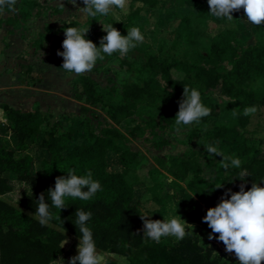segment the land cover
I'll return each instance as SVG.
<instances>
[{
    "label": "trees",
    "instance_id": "1",
    "mask_svg": "<svg viewBox=\"0 0 264 264\" xmlns=\"http://www.w3.org/2000/svg\"><path fill=\"white\" fill-rule=\"evenodd\" d=\"M159 1L128 0L130 9L124 14V26L141 19L139 11L131 8L133 4L154 9ZM184 1L194 9V13L192 19H185L187 34L180 55L146 53L141 68L146 77L137 83L124 85L119 100L116 101L111 94L97 91L91 78H78L80 91L75 99L81 103L80 114L83 117L79 144L73 143L77 134L73 125L58 134L56 125L50 123L47 114L39 110L24 112L6 103L0 105L14 135L12 150L0 143V264H50L58 257V264H68L71 257L62 243L73 238L78 244L81 234L74 224L76 209L91 211L88 226L98 252L108 255L107 264H122L117 262L118 258H122L125 264H238L235 255H228L223 243L216 239H208L205 245H201L194 234L174 242L162 238L159 244L143 238L140 205L152 202L161 206L162 199L156 190L157 183L137 199L133 189L136 183L129 182L127 178L137 166V154L124 146L125 135L117 127L135 116L148 117L146 128L155 127L156 117L161 126L173 127L178 102L182 99L183 87L187 85L200 91L202 101L211 108V113L188 134L190 140H197L199 150L185 157H169L165 172L173 180V189H184L193 198L190 212L205 227L207 238L211 229L202 222L207 211L202 203L215 207L225 191L237 192L241 184H244L245 191L253 182L264 187V158L260 157V149L256 150L249 142L247 127L252 115L243 114L249 106H256L257 110L264 108V26L250 25L255 36L252 46L233 29H224L210 36L208 44L202 46L200 39L206 34L203 28L212 18L208 13L207 0ZM35 6L32 0H17L15 12L8 13L6 24L27 20ZM114 9L119 13L123 11ZM232 15L236 18L237 12ZM240 17H245L244 12ZM85 38L99 47L101 38L95 34ZM173 72L180 76L174 77ZM216 88L225 97L229 119L227 123L218 122L208 129V120L216 117V109L207 92ZM97 106L106 120L96 130L87 112L90 107ZM153 112L157 114L152 116ZM30 145H35L45 154L39 162L40 171L34 170V159L26 154ZM165 145L166 142L160 144L161 147ZM207 145L218 147L225 155L239 157L243 162L241 168L225 170L221 167L222 158L215 156L212 163L215 179L212 182L206 180L198 157L209 155L205 151ZM108 152L119 157V171H107ZM16 153L20 156L16 157ZM69 169H74L77 175L91 171L93 179L101 183L103 190L89 201L67 198L66 208L60 212L52 208L54 218L42 226L34 216L36 200L39 194L45 193L46 201L51 204L47 190L54 188L55 178L66 176ZM242 170L247 172L244 181L239 180ZM6 174L29 188L14 202L3 198L13 190ZM221 184L222 187L217 188ZM58 216L61 220L55 218Z\"/></svg>",
    "mask_w": 264,
    "mask_h": 264
},
{
    "label": "rangeland",
    "instance_id": "2",
    "mask_svg": "<svg viewBox=\"0 0 264 264\" xmlns=\"http://www.w3.org/2000/svg\"><path fill=\"white\" fill-rule=\"evenodd\" d=\"M32 1L36 6L27 20H19L14 25L6 26L5 15H0V105L6 103L24 112L39 110L47 114L50 123L56 125L55 131L58 134L64 132L69 125H73L77 129L73 143L78 144L81 142L78 136L82 130L83 119L80 114L81 103L75 99V95L80 91L78 78L80 76L91 78L97 91L111 94L116 101L119 100L124 85L137 83L139 79L146 77L141 73L146 53L162 56L180 55L187 34L185 19H192L194 13V9L184 0H160L154 9L135 3L131 8L139 11L141 19L135 21L133 25L124 26V14L130 9L128 3L121 13L114 9L106 17L98 15L93 18L81 15L70 0ZM77 6L84 5L77 0ZM55 10L61 11L59 13L61 16L56 15ZM242 13L243 10L237 12V17L231 22L212 16L207 27L203 28L206 34L200 39L201 45L206 46L210 36L224 29H233L242 34L247 39V44L252 46L255 42L254 31L250 28L251 23L247 18L240 17ZM71 24L78 28H89L86 36L93 33L97 38L106 35L101 30L103 24H113L122 36L127 35L128 29L139 27L145 39L126 57H120L116 53L106 55L103 61H98L92 72L76 75L61 68L63 58L57 55L58 51H63L61 45L65 39L64 29ZM173 76L180 75L173 72ZM207 95L216 109V117L208 120L207 128L211 129L218 122L227 123L229 111L224 104L225 97L218 88L208 91ZM156 114L157 112H153L152 116ZM87 117L96 130L106 120L99 106L90 107ZM147 121L146 116H135L117 127L125 135L124 146L137 154V166L127 177L129 182L136 183L133 186L135 197L142 198L147 194L148 188L157 183L156 190L162 199L161 206L152 202L142 203L140 205L142 215L147 213L153 220H163L177 214L194 226L189 231L196 235L201 245H205L208 242L205 227L190 212L189 205L193 198L184 189L177 191L173 189V180L165 172L169 157H185L199 150L197 140L188 138L196 123L183 128L177 134L175 124L173 127L161 126L156 117L155 127L151 129L146 128ZM6 129L5 126L0 127V143L12 149L11 133ZM247 129L250 131V144L256 150L260 149V157L264 158V108L252 114ZM162 142H166V145L161 147ZM26 154L33 157L34 170L40 171L39 162L45 154L35 145H30ZM15 156L17 157V153ZM198 160L202 166L203 177L212 182L215 179L212 165L215 156L200 155ZM113 162V159L109 160L108 171H119L121 166L116 167ZM6 177L13 190L3 196L5 200L14 202L22 192L29 191L26 185L16 181L12 175L6 174ZM225 181L226 179L223 183ZM169 196L173 198L170 199ZM202 206L205 210L214 207L207 202L202 203ZM66 240L68 243L63 246L64 250L70 257L77 255V242L73 238ZM165 240L176 241L173 237ZM103 255L108 259L107 254ZM59 260L60 257L57 258L56 264ZM117 262L126 263L122 258H118Z\"/></svg>",
    "mask_w": 264,
    "mask_h": 264
},
{
    "label": "clouds",
    "instance_id": "3",
    "mask_svg": "<svg viewBox=\"0 0 264 264\" xmlns=\"http://www.w3.org/2000/svg\"><path fill=\"white\" fill-rule=\"evenodd\" d=\"M70 2L79 9L81 15L95 18L98 15L108 16L114 8L124 9L128 0H80L83 7L77 6V0ZM16 3L17 0H0V15L15 12ZM207 4L208 13L217 18L231 22L234 20L232 14L243 10L248 22L256 26H264V0H207ZM101 26V30L106 35L100 39L99 47L85 38L89 28L64 29L65 39L61 45L63 51L57 52V55L63 58L61 65L63 70L76 75L90 73L98 61H103L106 55L111 56L116 53L120 57H126L139 43L144 42L145 37L139 27L128 29L127 35L122 36L113 24ZM256 111V106H249L244 109L243 114L249 116ZM210 113L211 108L204 105L200 91L195 87L184 86L182 99L178 102V111L174 118L177 134L193 123L199 124ZM205 151L210 156L221 157V167L225 170L239 169L242 166L243 162L239 157L225 155L214 145H207ZM239 176V180L244 181L247 177L246 170H242ZM259 185L253 182L251 188L245 191L244 184H241L237 192H232L230 189L225 191L217 205L208 208L202 218V222L211 229L208 239L222 242L225 251L234 254L238 264H262L264 261V187ZM29 187L31 190V185ZM221 187L222 184L217 188ZM102 190L101 183L93 179L91 171L77 175L74 169H69L66 176L55 178L54 188L47 190L51 204L46 201L45 193L39 194L34 216L42 226L47 225L54 218L51 209L56 208L59 212L65 209L67 198L89 201ZM75 216L74 224L81 236L77 245V255L71 257L68 264H107L106 256L98 252L93 232L88 226L92 218L91 211L76 209ZM139 217L143 223V238L157 244L162 238L173 237L181 241L193 234L189 230L194 226L177 214L163 220H153L147 213ZM55 218L60 219V216ZM67 243L68 240L65 239L62 247ZM56 260L52 259L50 264H56Z\"/></svg>",
    "mask_w": 264,
    "mask_h": 264
},
{
    "label": "crops",
    "instance_id": "4",
    "mask_svg": "<svg viewBox=\"0 0 264 264\" xmlns=\"http://www.w3.org/2000/svg\"><path fill=\"white\" fill-rule=\"evenodd\" d=\"M55 12V14L56 15H58V16H61V14H59V13H61V11H57V10H55L54 11ZM9 17V15L8 14H6L5 15V20H6V18H8ZM30 18V17H29ZM28 18V19H29ZM5 20H4V25H6V26H11V25H7L6 24V22H5ZM19 21V20H18ZM18 21L17 22H15V23H18ZM14 25V24H13ZM12 108H15V107H12ZM16 109V108H15ZM7 129L6 130H8V131H10V129L8 128V124H7V127H6ZM10 133H11V140H10V144H11V147H12V149H13V138H14V135H13V133L10 131ZM5 147V146H4ZM6 148V147H5ZM8 149V148H7ZM11 149V150H12ZM17 156H20V154L19 153H17ZM114 160V165H116V167H119V166H121L120 165V162H119V157L117 156V155H115V154H113V153H111V152H108L107 154H106V163L108 164V162H109V160ZM107 171H108V169H107ZM108 172H110V171H108Z\"/></svg>",
    "mask_w": 264,
    "mask_h": 264
},
{
    "label": "built area",
    "instance_id": "5",
    "mask_svg": "<svg viewBox=\"0 0 264 264\" xmlns=\"http://www.w3.org/2000/svg\"><path fill=\"white\" fill-rule=\"evenodd\" d=\"M0 127L1 126H5V127H7V122H6V119H5V117H4V115H3V112H2V110H1V108H0Z\"/></svg>",
    "mask_w": 264,
    "mask_h": 264
}]
</instances>
